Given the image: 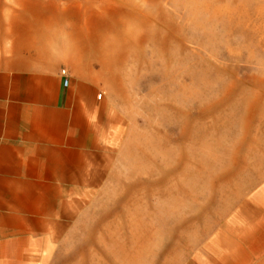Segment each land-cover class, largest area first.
<instances>
[{
    "label": "rangeland",
    "instance_id": "obj_1",
    "mask_svg": "<svg viewBox=\"0 0 264 264\" xmlns=\"http://www.w3.org/2000/svg\"><path fill=\"white\" fill-rule=\"evenodd\" d=\"M78 5L110 155L46 264H264V0Z\"/></svg>",
    "mask_w": 264,
    "mask_h": 264
},
{
    "label": "crops",
    "instance_id": "obj_2",
    "mask_svg": "<svg viewBox=\"0 0 264 264\" xmlns=\"http://www.w3.org/2000/svg\"><path fill=\"white\" fill-rule=\"evenodd\" d=\"M82 1L0 0V264L49 262L108 166Z\"/></svg>",
    "mask_w": 264,
    "mask_h": 264
},
{
    "label": "built area",
    "instance_id": "obj_3",
    "mask_svg": "<svg viewBox=\"0 0 264 264\" xmlns=\"http://www.w3.org/2000/svg\"><path fill=\"white\" fill-rule=\"evenodd\" d=\"M63 74H64V71H63ZM68 81H69V80H68V77H64V79H63V85H64V86H67ZM101 96H102V94L99 93L97 97H98V98H101Z\"/></svg>",
    "mask_w": 264,
    "mask_h": 264
}]
</instances>
